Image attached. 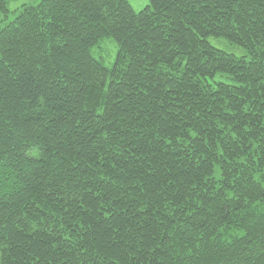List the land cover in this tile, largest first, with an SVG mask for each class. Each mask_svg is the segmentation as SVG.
<instances>
[{
  "label": "trees",
  "instance_id": "1",
  "mask_svg": "<svg viewBox=\"0 0 264 264\" xmlns=\"http://www.w3.org/2000/svg\"><path fill=\"white\" fill-rule=\"evenodd\" d=\"M0 264H264V0H0Z\"/></svg>",
  "mask_w": 264,
  "mask_h": 264
},
{
  "label": "rangeland",
  "instance_id": "2",
  "mask_svg": "<svg viewBox=\"0 0 264 264\" xmlns=\"http://www.w3.org/2000/svg\"><path fill=\"white\" fill-rule=\"evenodd\" d=\"M23 1H26V0H23ZM129 2L132 5L133 9L136 11L140 10L141 8H143L147 4V0H129ZM209 40L214 46L221 48L222 50H224L228 53H233L236 56H241V55L245 54V51L242 47H239V46L234 45V44H230L222 38H210ZM109 41H111L112 43ZM114 44H115L114 41H112L111 39H104L96 47L92 48L91 53L97 59H99V58L102 59V61L106 65H110V63L112 62V60L114 58V54L112 57L110 50H112V48H113L114 53L116 50V45H114Z\"/></svg>",
  "mask_w": 264,
  "mask_h": 264
}]
</instances>
